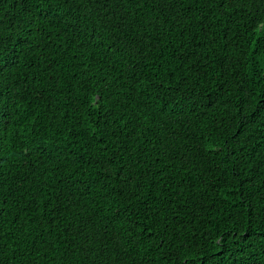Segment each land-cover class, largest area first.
<instances>
[{
  "label": "trees",
  "instance_id": "obj_1",
  "mask_svg": "<svg viewBox=\"0 0 264 264\" xmlns=\"http://www.w3.org/2000/svg\"><path fill=\"white\" fill-rule=\"evenodd\" d=\"M0 264H264V0H0Z\"/></svg>",
  "mask_w": 264,
  "mask_h": 264
}]
</instances>
